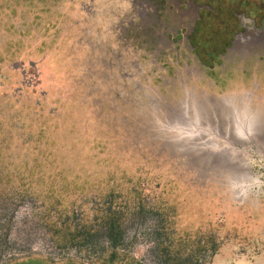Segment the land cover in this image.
I'll use <instances>...</instances> for the list:
<instances>
[{"label": "rangeland", "instance_id": "obj_1", "mask_svg": "<svg viewBox=\"0 0 264 264\" xmlns=\"http://www.w3.org/2000/svg\"><path fill=\"white\" fill-rule=\"evenodd\" d=\"M0 147V264H91L50 224L109 192L133 264L159 217L264 264V0H0Z\"/></svg>", "mask_w": 264, "mask_h": 264}, {"label": "trees", "instance_id": "obj_2", "mask_svg": "<svg viewBox=\"0 0 264 264\" xmlns=\"http://www.w3.org/2000/svg\"><path fill=\"white\" fill-rule=\"evenodd\" d=\"M12 175L15 177L16 173L13 172ZM24 177L18 178L17 180L22 181ZM4 178V173L0 171V189L1 186L8 183L9 179ZM17 180L15 179L14 181L18 182ZM9 188L14 192L16 187L14 185ZM13 194L10 196L20 198L21 194ZM118 197V193L113 194L109 192V194L102 196V199L94 202L92 207H90L89 214H81L79 217L63 215L62 220L60 219L56 223L53 222L50 224L52 235L59 236L61 240L62 238L66 239L70 244L80 249L91 250V254L87 258L91 264H133L136 262L135 258L130 254L124 253L121 248L125 239L124 219L127 210L124 208L126 204H121V201H117ZM142 200L143 198L137 202L139 211L146 208L145 205L149 207L151 205ZM56 202H59V200L57 199ZM188 227H182L178 232L169 220L166 222L163 217H159L154 228V234H156L155 248L163 264H201L208 261L215 253L218 242L210 233L201 231L199 227H196L193 232H190L191 230ZM101 237L104 239V246L100 250H97ZM60 243L62 242H58V244ZM11 260L13 261L12 263H10ZM3 264L87 263L76 259L54 262L28 255L21 258H12Z\"/></svg>", "mask_w": 264, "mask_h": 264}, {"label": "flooded vegetation", "instance_id": "obj_3", "mask_svg": "<svg viewBox=\"0 0 264 264\" xmlns=\"http://www.w3.org/2000/svg\"><path fill=\"white\" fill-rule=\"evenodd\" d=\"M215 40V39H214Z\"/></svg>", "mask_w": 264, "mask_h": 264}]
</instances>
